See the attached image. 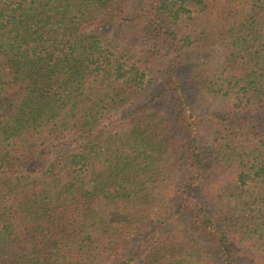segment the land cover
I'll return each instance as SVG.
<instances>
[{
  "label": "trees",
  "instance_id": "trees-1",
  "mask_svg": "<svg viewBox=\"0 0 264 264\" xmlns=\"http://www.w3.org/2000/svg\"><path fill=\"white\" fill-rule=\"evenodd\" d=\"M0 264H264V0H0Z\"/></svg>",
  "mask_w": 264,
  "mask_h": 264
},
{
  "label": "rangeland",
  "instance_id": "rangeland-1",
  "mask_svg": "<svg viewBox=\"0 0 264 264\" xmlns=\"http://www.w3.org/2000/svg\"><path fill=\"white\" fill-rule=\"evenodd\" d=\"M186 89L189 90V93H191L192 95H197L198 93L196 92V89L193 85L191 84H187ZM197 93V94H196ZM198 100V104H199V112L201 113H211L213 111L215 112H220V108L218 106V104L214 101H212L210 98L205 97L203 95H201L200 98L197 99ZM202 141H206V136L203 135L202 136Z\"/></svg>",
  "mask_w": 264,
  "mask_h": 264
}]
</instances>
